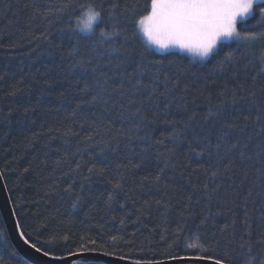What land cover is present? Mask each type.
<instances>
[{
	"label": "trees",
	"instance_id": "obj_1",
	"mask_svg": "<svg viewBox=\"0 0 264 264\" xmlns=\"http://www.w3.org/2000/svg\"><path fill=\"white\" fill-rule=\"evenodd\" d=\"M150 2L0 0V172L20 230L52 257L264 264V38L160 53L133 24ZM89 4L91 36L74 30ZM262 6L239 31L264 33ZM0 264H30L1 213Z\"/></svg>",
	"mask_w": 264,
	"mask_h": 264
},
{
	"label": "snow or ice",
	"instance_id": "obj_2",
	"mask_svg": "<svg viewBox=\"0 0 264 264\" xmlns=\"http://www.w3.org/2000/svg\"><path fill=\"white\" fill-rule=\"evenodd\" d=\"M257 3L258 0H151L150 10L145 7V14L139 15L133 24L149 46L160 50L178 48L193 57H199L203 61L218 52V45L221 42L238 41L250 44L257 39L264 38V33L241 32L237 29L238 18L243 19L250 16L254 12V5ZM259 4H264V0H259ZM67 7L66 4L59 11H63ZM259 13L264 18V6L259 7ZM101 19V12L89 4L82 17L77 19L74 30H78L79 33L87 36L94 35V25ZM120 34L115 27L111 31L101 29L99 32V36L104 38L102 43L111 42ZM44 38L47 39V36ZM112 51H117V49L113 48ZM76 54L75 51L69 53L70 56ZM226 56L231 59L230 53H226ZM83 63L84 61L77 60L73 67L82 66ZM261 71L264 72V68ZM85 91L87 90L85 89ZM101 91H103L102 87ZM251 95L254 96L255 93ZM98 99L99 94L93 96L88 103ZM256 120L260 121L261 116L257 115ZM260 131L264 132V128H261ZM216 147L219 148L220 145L217 144ZM231 147L235 148L236 145L233 144ZM196 154L201 155L202 151ZM94 170V168L88 169L90 173ZM98 171L103 174L104 169ZM212 175L215 176L216 173L213 172ZM119 186V184L116 185V187ZM73 206L75 207V205ZM112 239L115 240L116 237H112ZM196 246L189 244L190 248ZM215 264H224V262L221 259H216Z\"/></svg>",
	"mask_w": 264,
	"mask_h": 264
},
{
	"label": "water",
	"instance_id": "obj_3",
	"mask_svg": "<svg viewBox=\"0 0 264 264\" xmlns=\"http://www.w3.org/2000/svg\"><path fill=\"white\" fill-rule=\"evenodd\" d=\"M0 213L8 238L16 252L30 264H137L125 258L100 252H80L64 257H52L30 244L23 236L5 182L0 172ZM139 264H215V260L206 257L185 256L159 261H139Z\"/></svg>",
	"mask_w": 264,
	"mask_h": 264
},
{
	"label": "rangeland",
	"instance_id": "obj_4",
	"mask_svg": "<svg viewBox=\"0 0 264 264\" xmlns=\"http://www.w3.org/2000/svg\"><path fill=\"white\" fill-rule=\"evenodd\" d=\"M258 2H259V0H258ZM248 17H249V16H248ZM248 17H245V18H243V19L238 18L237 24H238L239 22H242V21L247 20ZM94 26H95V25H94ZM237 29H238V28H237ZM224 42H231V41H224ZM221 43H222V42H221ZM151 47H152V46H151ZM152 48H153L154 50L160 52V53H165V52H179V53L185 54V55H187V56H190V57H192V58H194V59H196V60L202 61L199 57H193V56H191L189 53H187L186 51L180 50V49H178V48H173V49H169V50H160V49H157V48H155V47H152ZM207 59H209V58H207ZM207 59H205V60H203V61H206Z\"/></svg>",
	"mask_w": 264,
	"mask_h": 264
}]
</instances>
